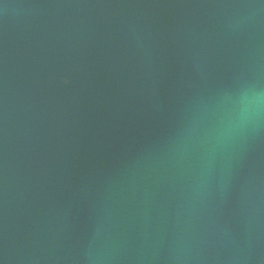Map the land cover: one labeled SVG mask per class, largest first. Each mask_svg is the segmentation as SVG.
Segmentation results:
<instances>
[{"label":"water","instance_id":"water-1","mask_svg":"<svg viewBox=\"0 0 264 264\" xmlns=\"http://www.w3.org/2000/svg\"><path fill=\"white\" fill-rule=\"evenodd\" d=\"M0 264H264V0H0Z\"/></svg>","mask_w":264,"mask_h":264}]
</instances>
